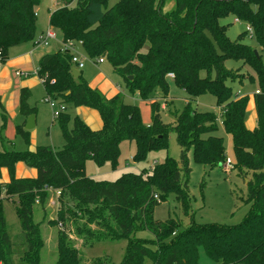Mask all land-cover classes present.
Wrapping results in <instances>:
<instances>
[{"label": "trees", "instance_id": "obj_1", "mask_svg": "<svg viewBox=\"0 0 264 264\" xmlns=\"http://www.w3.org/2000/svg\"><path fill=\"white\" fill-rule=\"evenodd\" d=\"M55 1L60 7L49 13L48 26L60 34L61 42L79 44L90 60L108 63L130 94L146 101L159 88L165 96L171 80L188 99L174 115L173 124H164L158 103H151V124L146 127L138 107L125 104L122 94L107 99L89 88L81 74L74 79L70 52L57 50L43 55L37 77L46 97L62 107L55 122L64 144L59 150L50 146L22 152L0 150V172L6 169L9 176L6 183L0 182V264H15L3 203L14 204L21 226V245L25 246L22 264H38L43 243L38 224L33 222V207L43 205L55 192L60 210L50 224L66 223L65 213L83 216L86 225H94V229L84 224L76 227V235L84 244L126 242L119 264H144L145 260L149 264H198V247L214 264H264V61L242 43L247 32L231 41L226 35L227 25L220 24L229 16L245 23L250 37L264 51V0H174V8L166 13L163 8L167 0ZM39 2L0 0V64L6 61L9 49L33 40ZM227 60L241 62L254 76L227 69ZM167 74L173 78L168 79ZM253 78L259 88L253 95L256 126L248 130V97L233 96L227 82L242 84ZM203 94L213 96L220 108V126L231 137L233 168L244 177L251 174L247 182L251 208L234 226L196 224L192 220L188 155L196 164L209 168L224 166L227 158L222 138L215 135L216 115L197 112L191 106ZM29 98V91L21 89L18 112L23 121L15 127L26 145L29 132L24 130V120L36 110L28 105ZM78 107L95 110L102 128L92 131L78 116L68 114L69 108ZM5 118L3 112L2 126ZM169 132L175 134L180 148L178 161L167 158L149 171L125 173L112 182L86 176L87 161L97 167L109 163L114 168L122 141L134 143V162L143 161L150 151L166 150ZM18 163L36 170V177L16 178ZM169 195H174L188 218L187 227L181 228L179 220L169 218L161 223L153 219L154 208ZM144 231L152 238L136 237ZM54 264H80L78 251L63 231H58ZM90 264L110 263L96 258Z\"/></svg>", "mask_w": 264, "mask_h": 264}, {"label": "rangeland", "instance_id": "obj_2", "mask_svg": "<svg viewBox=\"0 0 264 264\" xmlns=\"http://www.w3.org/2000/svg\"><path fill=\"white\" fill-rule=\"evenodd\" d=\"M113 2H111L112 4ZM174 0H167V7L169 10L173 8ZM60 5L55 0H40L36 8V24L35 35L32 41L24 44L22 49H31L35 55L42 52L53 53L60 47V34L56 33V38L51 41L48 46L36 45L35 42L40 35L41 31L48 27V14L51 11L58 9ZM221 25H227L226 35L231 41H235L237 37L244 32L247 35L242 40L243 44L251 47L260 55L261 60L264 61V51L261 50L255 39L251 38L247 30V25L242 22H234L232 16L220 20ZM75 52L83 60V68L90 69L92 72L96 71L93 61L87 58L81 52V47L74 44ZM18 48L13 47L8 50ZM227 69L239 70L240 73L253 75L252 70L248 67H242L241 62L227 60L224 63ZM101 67V66H100ZM37 69V67H36ZM101 69L108 72L109 78L115 80L121 87L122 97L125 104L135 105L138 107L141 117V122L144 126L148 127L151 124V104L158 103V113L164 124H173L174 115L180 112L186 102L187 95L175 84L168 80L167 92L163 96L162 91L156 88L152 94L151 99L143 101L136 95L130 94L125 89L120 76L112 72L111 66L107 63L102 65ZM33 71V70H32ZM231 88L232 95L236 96H252L254 91L258 88L256 79L253 78L251 82L244 81L242 84L238 82H227ZM43 97L42 88L39 86L31 92L29 100L30 106L35 104V121L34 127L29 130V145H26L19 135H17L15 127L18 125V119L8 120L4 126L0 118V150H14L25 151L30 147L36 148L38 146H50L59 150L63 144L64 139L62 132L54 121L53 112H57V108H50L49 104L42 102L40 99ZM164 106L163 109L161 107ZM191 106L197 112H213L217 117V131L216 136L222 138L223 146L226 153V164L224 166H217L209 168L193 162L189 154V168L191 173L187 184L188 193L191 198V213L192 220L196 224H215L221 226H234L239 224L247 215L251 208V203L247 201V182L250 180L251 174L248 173L244 177L240 174L238 169L233 168V165L228 164L233 160L232 142L229 135L224 134L221 126V111L217 107L215 98L210 94H203L195 98L191 102ZM68 111V110H67ZM70 112V110H69ZM68 112V114H69ZM71 114V112H70ZM251 115V109L247 111V118ZM71 122L68 124L70 128ZM135 152V145L133 142L122 141L119 144V156L116 166L111 167L109 163H105L101 167L95 166L92 161L85 163V174L87 177L96 181L112 182L118 179L125 173L139 174L142 171H149L154 165L163 163L167 158L175 161L179 160L180 148L176 144L175 134L169 132L168 146L166 150L150 151L147 153L143 161L134 162L132 156ZM23 169L33 171L20 164ZM230 165V166H229ZM36 170H34L33 178L36 177ZM22 178H32L24 176ZM60 210V204L57 197L50 193L47 201L43 205H34L33 207V222L38 224L40 231V238L43 246L38 253V264H54L57 260V237L58 231H63L68 236L69 244L72 245L77 251L80 259V264H90L96 258L104 259L110 264H119L122 260L125 250V241L109 242L103 241L93 244L91 247L82 242L76 235V227L85 224L83 216H70L68 213L64 214L66 223L52 226L50 223L56 221L57 213ZM3 213L6 223L7 233L10 236L11 242L14 245V255L12 260L15 264H22L23 252L25 246L21 245L23 242V233L17 216L14 211V204L11 201L3 203ZM82 217V218H81ZM179 220L181 228H185L189 224L180 209L179 204L176 202L174 195H169L165 202L160 203L159 206L153 210V219L158 222H165L168 219ZM90 229H94V225H86ZM137 238L149 240L151 234L149 232H138ZM197 262L198 264H214L205 254L202 247L197 249ZM144 264H149L145 260Z\"/></svg>", "mask_w": 264, "mask_h": 264}, {"label": "crops", "instance_id": "obj_3", "mask_svg": "<svg viewBox=\"0 0 264 264\" xmlns=\"http://www.w3.org/2000/svg\"><path fill=\"white\" fill-rule=\"evenodd\" d=\"M166 5H167V2L165 3L164 8H163V12L165 13L171 11L174 8V5H173V8L169 10V8ZM48 19H49V14H48ZM234 22H238V21L234 19ZM76 45L79 46V44H76ZM22 46H24V44L19 45L17 46L18 48H14L10 52H8V57L6 61L3 64H0V118L2 121V125L4 122L2 119L3 112L6 116L5 123L8 120H13V119H18L17 121L18 124L22 123L23 118L19 115V112H18L19 93L21 89L28 90L30 93V97H31V92L34 89L41 86L43 97H41L40 100L44 102V99L46 97L43 86L39 78L33 74V71L36 69L40 58L45 54H49V52H42L39 55H35V52H33L31 49L29 50L27 49L24 51L22 49ZM60 47L58 46L57 50H60ZM80 50L83 53L82 49ZM93 63L95 67H97L95 72H92L88 68L85 69V71L80 70V74L87 82L88 87L91 89L98 90L107 99L113 98L117 94H122L120 85L115 80H112L109 78L107 70L101 69L102 65L106 62L104 61L102 63H96L93 61ZM16 72L27 73L28 76L18 77L16 76ZM256 91L257 89L254 91V94ZM254 94H252V96H247L248 102H247V107H246L245 127L248 130H253L256 126V113H255V107H254V102H253ZM237 97H243V96H237ZM29 100L27 103L30 106ZM151 103H153V101H150V104ZM30 107H35V104ZM163 108L164 106L161 107V109ZM249 109H251V115L247 118V111H249ZM67 112H69V115L72 117L78 116L85 123V125L92 131H98L102 128L101 118L95 110L85 108V107H78V108H69ZM26 119L24 120V124H25ZM34 150L35 148L33 147L29 148V151H34ZM233 163H234V157H233L232 162L228 164L233 165ZM20 164L21 163H18L15 165V170H14L15 177L22 178L24 176H28V177L33 178L34 169H30L33 171H27L23 169V167H21ZM8 180H9V176H8L7 170L2 169L0 172V182L6 183Z\"/></svg>", "mask_w": 264, "mask_h": 264}, {"label": "built area", "instance_id": "obj_4", "mask_svg": "<svg viewBox=\"0 0 264 264\" xmlns=\"http://www.w3.org/2000/svg\"><path fill=\"white\" fill-rule=\"evenodd\" d=\"M247 30L250 33V29L248 27H247ZM55 38H56V33L54 32V30L51 27H48L46 30H44L43 32L40 33L35 44L36 45H42V46L46 47V46H48V44L51 41H54ZM60 44H61V47H60L61 51H68L71 53L70 63L73 66L72 68L76 69L77 71H80L83 68V60L80 59V57L78 55H76L75 50H74V48H75L74 43H72V42L63 43L60 41ZM94 62L102 63V62H104V60L103 59H97ZM33 74L35 76H37V69H35L33 71ZM16 76L27 77L28 74L16 72ZM167 78L172 79L173 75L167 74ZM255 93L257 94L258 92L256 91ZM44 102L48 103L50 108H52V109L57 108L58 109L57 112H55V111L53 112V118L56 119L58 116V113L62 110V107L56 105V103L54 101H52L49 97H45ZM55 195H58V192H55ZM154 197L156 198V196H154Z\"/></svg>", "mask_w": 264, "mask_h": 264}, {"label": "water", "instance_id": "obj_5", "mask_svg": "<svg viewBox=\"0 0 264 264\" xmlns=\"http://www.w3.org/2000/svg\"><path fill=\"white\" fill-rule=\"evenodd\" d=\"M254 55L257 56L256 51H254ZM71 75L74 79H76L80 75V72L74 68H71ZM128 79L130 80L131 77H128ZM34 120H35L34 115H30L25 121L24 130L26 131L31 130L34 127Z\"/></svg>", "mask_w": 264, "mask_h": 264}]
</instances>
